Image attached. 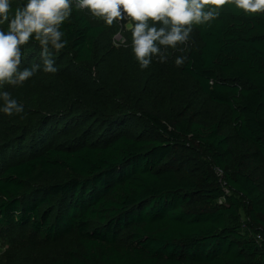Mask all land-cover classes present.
<instances>
[{
	"label": "trees",
	"instance_id": "trees-1",
	"mask_svg": "<svg viewBox=\"0 0 264 264\" xmlns=\"http://www.w3.org/2000/svg\"><path fill=\"white\" fill-rule=\"evenodd\" d=\"M61 30L47 103L0 113V223L90 252L46 264H264V14L224 5L182 66L145 70L117 22L73 8Z\"/></svg>",
	"mask_w": 264,
	"mask_h": 264
},
{
	"label": "clouds",
	"instance_id": "clouds-1",
	"mask_svg": "<svg viewBox=\"0 0 264 264\" xmlns=\"http://www.w3.org/2000/svg\"><path fill=\"white\" fill-rule=\"evenodd\" d=\"M14 2L0 0V113L9 117L25 108L3 86L22 85L41 69L57 72L53 55L66 47L61 28L73 8L87 10L107 26L124 23L131 32V50L141 70L154 60L166 62L168 49L185 44L193 26L217 19L224 5L245 15L264 14V0H24L13 12ZM30 42L38 45L41 62L22 68V48ZM174 63L182 66L185 57L177 56Z\"/></svg>",
	"mask_w": 264,
	"mask_h": 264
},
{
	"label": "rangeland",
	"instance_id": "rangeland-1",
	"mask_svg": "<svg viewBox=\"0 0 264 264\" xmlns=\"http://www.w3.org/2000/svg\"><path fill=\"white\" fill-rule=\"evenodd\" d=\"M97 20L100 23H104L100 18H97ZM196 41L195 33L192 31L189 40L185 44L177 49L167 50V55H169L167 60L175 65V58L177 56L183 57L185 52L196 44ZM172 53L174 54L172 55ZM25 60L28 59H22V64ZM124 60L126 59H114L115 62L118 61L120 63ZM33 63L34 60L30 65H33ZM35 76L21 85L24 89L23 94L17 91L11 96L18 102L28 98L32 103L31 107L37 109L41 103H47V101L39 89L41 82L39 80L33 81ZM44 90L48 93L46 88ZM49 100L54 105V97L50 96ZM15 227H6L0 223V264H46L69 258L71 253H73V257L77 255L80 258L90 254L87 247H84L75 234H71L56 242H47L33 234L29 228L25 229L27 232L24 236L21 233L22 230L19 227L14 229Z\"/></svg>",
	"mask_w": 264,
	"mask_h": 264
},
{
	"label": "built area",
	"instance_id": "built-area-1",
	"mask_svg": "<svg viewBox=\"0 0 264 264\" xmlns=\"http://www.w3.org/2000/svg\"><path fill=\"white\" fill-rule=\"evenodd\" d=\"M118 23V22H117ZM119 27L121 28V30L123 31V29H126V25L124 23H118ZM126 44V40L123 37V34L120 32L118 33L115 37H114V45L116 46H121V45H125ZM260 238V237H259Z\"/></svg>",
	"mask_w": 264,
	"mask_h": 264
}]
</instances>
